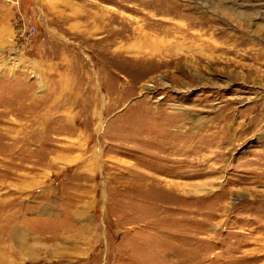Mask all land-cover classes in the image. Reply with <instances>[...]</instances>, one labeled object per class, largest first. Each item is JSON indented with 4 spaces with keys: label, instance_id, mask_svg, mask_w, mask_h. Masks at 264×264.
Segmentation results:
<instances>
[{
    "label": "rangeland",
    "instance_id": "374dc122",
    "mask_svg": "<svg viewBox=\"0 0 264 264\" xmlns=\"http://www.w3.org/2000/svg\"><path fill=\"white\" fill-rule=\"evenodd\" d=\"M0 264H264V0H0Z\"/></svg>",
    "mask_w": 264,
    "mask_h": 264
},
{
    "label": "built area",
    "instance_id": "2783aa9c",
    "mask_svg": "<svg viewBox=\"0 0 264 264\" xmlns=\"http://www.w3.org/2000/svg\"><path fill=\"white\" fill-rule=\"evenodd\" d=\"M7 1L14 2V0H7Z\"/></svg>",
    "mask_w": 264,
    "mask_h": 264
}]
</instances>
